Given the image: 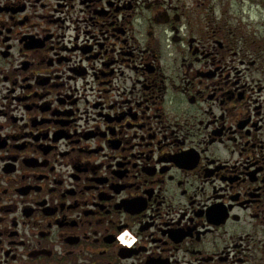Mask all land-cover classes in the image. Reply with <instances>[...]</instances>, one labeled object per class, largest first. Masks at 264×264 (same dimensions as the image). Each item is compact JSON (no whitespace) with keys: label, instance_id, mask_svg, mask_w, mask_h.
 Masks as SVG:
<instances>
[{"label":"flooded vegetation","instance_id":"obj_1","mask_svg":"<svg viewBox=\"0 0 264 264\" xmlns=\"http://www.w3.org/2000/svg\"><path fill=\"white\" fill-rule=\"evenodd\" d=\"M250 2L0 0V264H264Z\"/></svg>","mask_w":264,"mask_h":264},{"label":"rangeland","instance_id":"obj_2","mask_svg":"<svg viewBox=\"0 0 264 264\" xmlns=\"http://www.w3.org/2000/svg\"><path fill=\"white\" fill-rule=\"evenodd\" d=\"M254 1L255 3L259 4V8L257 7L256 4H254ZM263 4H264V0H251V2L249 3V9H250L251 15L258 17L260 14L257 13L256 10L259 11L260 8H262Z\"/></svg>","mask_w":264,"mask_h":264}]
</instances>
